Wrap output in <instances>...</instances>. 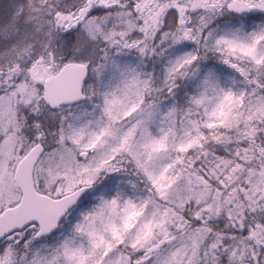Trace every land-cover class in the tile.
<instances>
[{
	"label": "snow or ice",
	"instance_id": "1",
	"mask_svg": "<svg viewBox=\"0 0 264 264\" xmlns=\"http://www.w3.org/2000/svg\"><path fill=\"white\" fill-rule=\"evenodd\" d=\"M0 264H264V0H0Z\"/></svg>",
	"mask_w": 264,
	"mask_h": 264
}]
</instances>
